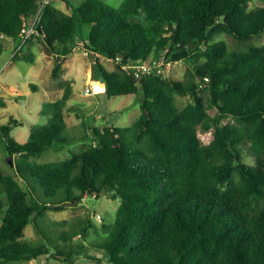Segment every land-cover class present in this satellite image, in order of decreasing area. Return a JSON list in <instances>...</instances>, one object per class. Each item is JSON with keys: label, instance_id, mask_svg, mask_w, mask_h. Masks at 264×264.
Wrapping results in <instances>:
<instances>
[{"label": "trees", "instance_id": "trees-1", "mask_svg": "<svg viewBox=\"0 0 264 264\" xmlns=\"http://www.w3.org/2000/svg\"><path fill=\"white\" fill-rule=\"evenodd\" d=\"M253 1L124 0L116 7L84 0L73 12L53 2L44 7L30 39L38 36L56 55L53 74L81 42L94 56L93 78L105 83L104 93L142 91V113L127 126L107 123L70 134L66 112L77 109L66 81L61 97L43 102L41 113L49 120L31 124L25 142L12 135L11 123L0 125L16 172L0 166L7 195L1 259L48 254L73 264L80 254L74 238L86 237L95 224L88 218L79 228L58 231L68 220L50 227L44 216L106 193L121 202L114 222H104L91 243L104 257L86 254L98 264H264V43L231 48L220 38L229 34L243 42L264 32V4L251 6ZM39 7L40 0H0V55L9 37L17 42L14 57L35 60L21 53L20 44ZM81 23L90 26L87 39L76 37ZM161 56L185 62L184 77L137 78L124 68ZM102 58L115 66L108 68ZM179 94L192 100L180 107ZM200 128H214L211 142L201 139ZM76 140L85 146L71 149L64 160L37 159L54 145ZM246 149L256 164L244 160ZM19 176L27 186L37 179L44 196L28 192ZM4 202L0 197V212ZM29 223L40 234L36 241L25 238Z\"/></svg>", "mask_w": 264, "mask_h": 264}, {"label": "rangeland", "instance_id": "rangeland-1", "mask_svg": "<svg viewBox=\"0 0 264 264\" xmlns=\"http://www.w3.org/2000/svg\"><path fill=\"white\" fill-rule=\"evenodd\" d=\"M84 0H53V4L61 9H68L73 12ZM113 6L119 7L124 0H104ZM263 0H254L251 2V6L263 5ZM90 26L88 24L81 23L79 25L77 39H87ZM227 40L231 48H244L249 43L261 45L264 43V32L255 35L249 41L240 42L229 34H223L220 36ZM218 39V38H217ZM6 48L3 54L0 56V65H5L0 75V97L8 102L7 107H0V112L6 110L5 115H0V125L3 123H11L14 126L12 134L20 142H25L30 135L31 124L40 123L44 124L49 120V117L40 112L42 104L46 100H56L64 93L66 81H70L73 85L74 94L70 99V104L74 105L77 110H67V123L68 132H74L73 134L82 135L85 132H90L89 127L102 126L107 123H115L119 126H127L136 121L141 113V102L143 100V92L139 91L133 94H125L120 96L109 97L106 93H98V88L101 86L96 83L93 86V92L86 93L85 87L90 84L88 81V74L93 73L94 70V56L85 49L83 43L78 42L73 50L65 55V60L61 65V68L57 75L53 74V68L56 64V55L53 56V61L50 64V71L45 72L44 78L48 87L49 85H55L56 91H32L29 81L31 76L29 75L32 67H37L38 64L27 60L24 57H14L18 47L6 40ZM27 44V43H26ZM34 53L39 59L42 60V49L38 47H29L24 45L21 53L29 54ZM48 52V51H46ZM49 53V52H48ZM108 68H113L115 63L112 60L102 58ZM52 68V69H51ZM187 70V65L183 61L175 62L171 65L167 74L175 78H183ZM32 82L38 83V81ZM13 84L19 94H13L10 91V85ZM98 87V88H97ZM14 88V87H12ZM16 95V96H14ZM205 97H208V92H204ZM192 100L190 94L178 95V104L180 107H184L188 102ZM5 108V109H4ZM212 114H215L216 109H210ZM16 116L22 123L18 125ZM4 117L7 120L4 121ZM7 117V118H6ZM9 117V118H8ZM230 121L229 118L224 120V123ZM84 122V123H83ZM17 125V126H16ZM23 132L25 137L21 136ZM199 135L205 143L212 141L214 137V128L211 130H204L200 128ZM89 141V139H86ZM84 140H76L73 142L59 143L47 150L43 155L37 157L39 161H59L64 160L71 156V149H80L84 144ZM249 149H246V156L244 160L250 164H256V158L253 155H247ZM15 156H12L5 147V144L0 136V166L5 173H11L16 175L13 160ZM23 187L28 191L36 189L37 194L44 196V191L37 179H30L31 186H27L23 178L20 176ZM24 183V184H23ZM0 197L4 199V207L0 212V225L3 221V217L7 212V195L2 184H0ZM120 199H114L106 193L101 195H88L86 196L78 206H69L66 209L55 211H48L44 218L46 224L50 227L53 226V222L60 220H68L66 225H57L59 230L71 229L72 227L79 228L80 225H84L86 220L90 218L95 224V228L89 230V234L84 237L77 235L74 238V244L80 251L79 255L75 256V262L73 264H98L96 261L89 259L86 254H94L103 256L104 250L99 249L91 245V243L99 239V233H102V225L104 222L111 224L115 220L116 211L120 205ZM100 215L102 218H100ZM40 234L36 231L33 223H29L25 229V238L31 241L39 239ZM64 240H61L63 243ZM0 264H69L68 262L50 257L48 254L41 255L38 258L29 260L21 257L19 259L4 260L0 258Z\"/></svg>", "mask_w": 264, "mask_h": 264}, {"label": "crops", "instance_id": "crops-1", "mask_svg": "<svg viewBox=\"0 0 264 264\" xmlns=\"http://www.w3.org/2000/svg\"><path fill=\"white\" fill-rule=\"evenodd\" d=\"M64 10H66V11H69V9H68V7H67V9H64ZM6 40H9V41H11L13 44H14V46L16 47L17 46V42L14 40V39H12V38H9V37H7V38H5L4 39V43H5V48H6ZM25 45H28L29 47H38V48H41L42 49V53H41V55H42V60L41 59H39L34 53H29L28 55L29 56H34L35 57V60L34 61H31V62H33V63H35V64H38L37 65V67H32L31 69H30V72H29V75L31 76V78H30V80H28L29 81V85L31 84V83H33V84H35L37 87H36V90H33L32 88V91H36V92H39V91H48L49 89L51 90V91H56V89L54 88L55 87V85H49V87L46 85V84H44V82H45V78H44V75H45V72H49L50 71V64L52 63V61H53V56L54 55H52V54H50V53H48V52H46L47 51V49H46V46H45V44H44V42L42 41V39L41 38H39L38 36H34L32 39H30L28 42H27V44H25ZM5 50V49H4ZM3 54V53H2ZM1 54V55H2ZM23 54H25V53H23ZM0 55V56H1ZM1 66V65H0ZM52 69V68H51ZM31 79H33L34 81H38V83H36V82H32V80ZM88 81H89V83L92 85L93 84V86H96V83H98L100 86H101V88H98V93H103V92H105V89H106V86H105V83L102 81V80H100V79H94L93 78V73L92 72H90L89 74H88ZM12 87H14V88H12ZM10 91L13 93V94H19V90H17V88H15V86L13 85V84H11L10 85ZM14 96H16V95H14ZM3 99H4V97H2ZM5 100V99H4ZM6 101V100H5ZM7 105H8V102L6 101V107H7ZM43 105V104H42ZM5 106H0V107H5ZM5 109V108H4ZM42 109V108H41ZM41 109H40V112H41ZM5 112H7L6 110H3V111H1L0 112V115H5ZM16 119H17V117L16 116H14ZM7 118V117H6ZM9 118V117H8ZM4 121L6 122L7 120L5 119V117H4ZM17 121H18V125H20L22 122L21 121H19L18 119H17ZM3 124V123H2ZM5 124V123H4ZM17 126V125H16ZM13 129H14V126H13ZM13 129H12V131H13ZM13 135V134H12ZM20 135L21 136H23V137H25V135L26 134H24L23 132H21L20 133ZM14 136V135H13ZM15 137V136H14Z\"/></svg>", "mask_w": 264, "mask_h": 264}, {"label": "built area", "instance_id": "built-area-1", "mask_svg": "<svg viewBox=\"0 0 264 264\" xmlns=\"http://www.w3.org/2000/svg\"><path fill=\"white\" fill-rule=\"evenodd\" d=\"M52 1L53 0H40V7L38 9V12H37L35 18L31 21H28L26 23V27L23 29L20 47L25 45L27 43V41L34 34L37 33V25L40 21L43 9L48 3L52 2ZM172 64H173V62H168V61H166V58L164 56H161L158 59H147V60H143V61L136 62V63L126 64V65H124V68L126 70H128L129 72H132L135 75V77L140 78V77H142L146 74H150V73L168 75L167 71L170 70ZM4 68H5V65L0 66V75H1ZM206 79H208V77H206ZM93 90L94 89H93L91 84H88L85 87L86 93H91V92H93ZM100 218H102L101 215H100Z\"/></svg>", "mask_w": 264, "mask_h": 264}]
</instances>
